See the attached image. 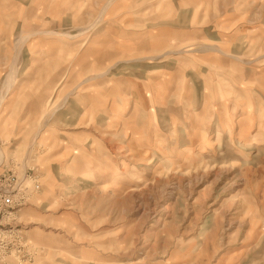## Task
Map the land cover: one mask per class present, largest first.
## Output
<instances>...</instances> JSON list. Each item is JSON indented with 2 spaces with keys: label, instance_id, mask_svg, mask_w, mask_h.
Instances as JSON below:
<instances>
[{
  "label": "rangeland",
  "instance_id": "obj_1",
  "mask_svg": "<svg viewBox=\"0 0 264 264\" xmlns=\"http://www.w3.org/2000/svg\"><path fill=\"white\" fill-rule=\"evenodd\" d=\"M26 177L0 264H264V0H0Z\"/></svg>",
  "mask_w": 264,
  "mask_h": 264
},
{
  "label": "built area",
  "instance_id": "obj_2",
  "mask_svg": "<svg viewBox=\"0 0 264 264\" xmlns=\"http://www.w3.org/2000/svg\"><path fill=\"white\" fill-rule=\"evenodd\" d=\"M16 183L17 184L14 185L13 188L8 187L6 190H2V194L0 195V210L3 211L4 216H11V211H13L14 208L25 203L27 200L26 197L29 196V192L32 193L39 190L37 179L26 177Z\"/></svg>",
  "mask_w": 264,
  "mask_h": 264
},
{
  "label": "bare ground",
  "instance_id": "obj_3",
  "mask_svg": "<svg viewBox=\"0 0 264 264\" xmlns=\"http://www.w3.org/2000/svg\"><path fill=\"white\" fill-rule=\"evenodd\" d=\"M11 215H12V213H11Z\"/></svg>",
  "mask_w": 264,
  "mask_h": 264
},
{
  "label": "crops",
  "instance_id": "obj_4",
  "mask_svg": "<svg viewBox=\"0 0 264 264\" xmlns=\"http://www.w3.org/2000/svg\"><path fill=\"white\" fill-rule=\"evenodd\" d=\"M217 138V137H216Z\"/></svg>",
  "mask_w": 264,
  "mask_h": 264
}]
</instances>
